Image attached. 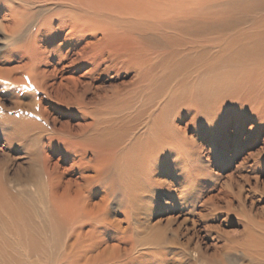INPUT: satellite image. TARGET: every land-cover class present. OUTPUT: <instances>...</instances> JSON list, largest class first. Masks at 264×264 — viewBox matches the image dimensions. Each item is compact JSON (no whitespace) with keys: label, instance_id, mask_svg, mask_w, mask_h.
Masks as SVG:
<instances>
[{"label":"bare ground","instance_id":"bare-ground-1","mask_svg":"<svg viewBox=\"0 0 264 264\" xmlns=\"http://www.w3.org/2000/svg\"><path fill=\"white\" fill-rule=\"evenodd\" d=\"M0 1V33L14 42L24 32L34 34L45 23L60 21L58 16L36 24L35 13L43 6L65 8L67 17L83 23L87 19L104 33L98 45L102 58L133 66L139 95L155 96L152 122L141 134L132 133L122 119L137 110V100L96 116L93 104L81 102L82 94H61L49 83L48 70L33 71L36 80L31 86L54 103L75 105L82 122L51 131L40 98L29 105L15 101L22 118L32 115L44 123V130L23 121L6 123L12 143L28 151L29 169H21L14 180L0 175V209L7 216L3 223L10 224L0 234V264H39L35 258L48 252L39 237L45 231H36L27 203L34 196L41 199V222L52 232L48 239L55 250L64 246L56 264H99L104 258L122 262L121 257L133 262L131 232L146 230L148 220L141 216L154 207L148 193L172 189L184 200L188 186L205 175V150L221 162L230 151L237 154L242 142L264 141V0ZM68 27L73 32L79 28ZM34 40L40 58L47 49L40 48L38 37ZM23 66L0 68L1 83L26 84V78L16 76ZM248 122L252 125L243 139ZM63 162L69 168H62ZM180 170L196 176L167 179ZM65 171H74L67 181ZM13 192L27 202H5L3 196ZM112 204L118 205L122 220L109 218ZM244 232L248 245L258 246L251 248L253 253L262 250L264 235L248 227ZM14 243L29 260L16 255ZM252 255L249 264H264V257Z\"/></svg>","mask_w":264,"mask_h":264},{"label":"rangeland","instance_id":"rangeland-1","mask_svg":"<svg viewBox=\"0 0 264 264\" xmlns=\"http://www.w3.org/2000/svg\"><path fill=\"white\" fill-rule=\"evenodd\" d=\"M66 14L65 8L43 6L35 13L36 24L45 23L58 16L60 21H52V25L45 23L34 34L24 32L16 42L0 33V68H19L27 63L16 75L26 78V84L17 85L11 81L2 84L0 81V175L7 174L11 180L19 175L21 169H29V155L24 147L12 143L6 123L23 121L36 131L44 130V123L30 118L32 115H25L29 119L22 118L23 115L16 109V100L29 105L34 99L40 98L45 117L49 120L48 125H45L48 130L55 131L65 125L76 127L82 122V114L75 105L66 107L54 103L41 90L31 86L36 80L32 76L33 71L48 70L49 83L59 88L61 94L69 93L70 90L73 94H82L79 97L81 102L93 104L97 111L96 116H105L115 108L123 109L137 100V110L122 119L132 133L141 134L154 118L152 115L155 96L152 94L154 97H151L150 93L148 96L139 95L140 92L133 84L137 78L135 68L118 62H107L106 57L103 59L98 45L103 41L104 33L87 19L83 23L81 19L67 17ZM60 24L64 27L61 28ZM69 24L79 28L73 32L69 29ZM33 35L40 40V48L47 49L46 54L40 58H37L39 53L34 47L38 45L34 40L37 37ZM117 91L121 95H116ZM251 125L252 122L247 123L243 139L247 137ZM229 130L232 131V126ZM191 134L188 130L187 135ZM253 141L254 138L245 144L242 142L237 154L233 155L230 151L221 162H217L205 150L202 156L205 175L194 182L193 186H188V194L185 196L187 198L184 197V200L172 189L170 192L155 189L148 193L149 197L152 196L154 207L146 217L143 214L141 216V219L148 220L146 230L134 229L130 236L134 246V261L124 257H121L123 260L120 259L122 262L119 259L117 262L104 258L99 264H249L252 254L264 257V244H258L262 250L253 253L251 248L254 246H251V242L248 245L249 237L244 234L248 227L251 232L264 235V141ZM61 166L69 168L66 162L61 163ZM183 171L180 170L167 179L172 181L173 177H182ZM70 172H63L65 181L74 175V171ZM184 176L192 179L196 173L190 172ZM3 198L5 202H10V198L27 202L26 197L19 192L6 194ZM94 201L97 202L98 199ZM27 203L30 205L31 216L37 223L36 231L44 230L47 233L44 232L39 237L42 239V250L48 252L43 251L44 256L35 260L39 264H56L63 256L64 246L59 245L55 250L48 239V235L52 237V232L41 222V199L34 196ZM204 203H207V207L202 206ZM117 206L112 204L109 210L108 216L111 220L123 219ZM2 215L0 234L7 232V227L10 226L3 223L7 216L0 209V216ZM122 227L126 228L127 225L123 223ZM12 245L17 256L22 254L21 257L29 260L19 243ZM1 247L6 248L5 245ZM249 252H252L251 255Z\"/></svg>","mask_w":264,"mask_h":264}]
</instances>
